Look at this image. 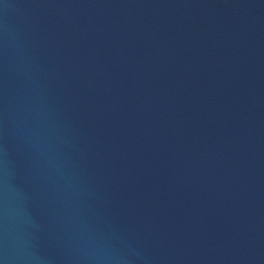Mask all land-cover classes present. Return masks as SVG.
<instances>
[{
  "label": "water",
  "instance_id": "1",
  "mask_svg": "<svg viewBox=\"0 0 264 264\" xmlns=\"http://www.w3.org/2000/svg\"><path fill=\"white\" fill-rule=\"evenodd\" d=\"M0 264H264V0H0Z\"/></svg>",
  "mask_w": 264,
  "mask_h": 264
}]
</instances>
